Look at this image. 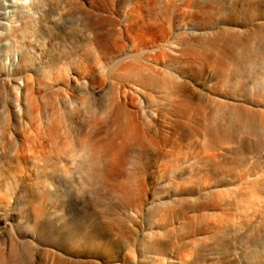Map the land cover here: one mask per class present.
<instances>
[{"label": "bare ground", "instance_id": "obj_1", "mask_svg": "<svg viewBox=\"0 0 264 264\" xmlns=\"http://www.w3.org/2000/svg\"><path fill=\"white\" fill-rule=\"evenodd\" d=\"M0 264H264V0H0Z\"/></svg>", "mask_w": 264, "mask_h": 264}]
</instances>
